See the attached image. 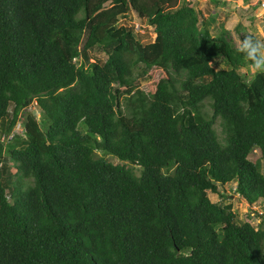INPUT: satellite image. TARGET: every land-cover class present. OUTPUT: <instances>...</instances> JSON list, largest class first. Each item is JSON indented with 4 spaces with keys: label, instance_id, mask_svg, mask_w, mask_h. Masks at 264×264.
Returning a JSON list of instances; mask_svg holds the SVG:
<instances>
[{
    "label": "trees",
    "instance_id": "1",
    "mask_svg": "<svg viewBox=\"0 0 264 264\" xmlns=\"http://www.w3.org/2000/svg\"><path fill=\"white\" fill-rule=\"evenodd\" d=\"M224 34L179 0H0V137L41 112L0 141V264H264L221 191L264 208V75Z\"/></svg>",
    "mask_w": 264,
    "mask_h": 264
},
{
    "label": "rangeland",
    "instance_id": "2",
    "mask_svg": "<svg viewBox=\"0 0 264 264\" xmlns=\"http://www.w3.org/2000/svg\"><path fill=\"white\" fill-rule=\"evenodd\" d=\"M180 4L191 3L199 14V19L202 23L207 24L212 35L216 36L221 33L228 39V41L237 47L241 35H253L264 38V7L260 6L259 0H179ZM124 20L120 19L117 26H123ZM130 24L134 25L135 38L142 43H148L152 40L154 31L150 28L145 20L139 19L132 14ZM202 25V24H200ZM90 61L105 60L106 53L98 48L90 50ZM212 65L215 69H229L230 66L226 64L222 58L213 60ZM240 72H246L247 77H251L255 72L250 65L239 69ZM124 100V99H123ZM204 105L202 111L211 114V108L208 100L203 101ZM26 112H31L36 118H40L41 112L36 106L30 109L23 110L20 115V120L23 122ZM215 130L220 138H222V128L219 118L214 123ZM78 130L85 133V126L80 124ZM100 156H103L109 161L115 159L103 153L96 151ZM116 162V160L114 161ZM133 172L138 175L140 168L136 165L129 164ZM262 172L264 173V161H261ZM25 184H32V179H24ZM221 191L228 195L223 201V204L231 203L232 211L235 213V219L238 223L250 222L255 227H262L264 229V208L257 205L250 206L247 201L234 192L230 186L221 187ZM208 197L211 201H220V196L216 193L208 192ZM264 204V202L262 203Z\"/></svg>",
    "mask_w": 264,
    "mask_h": 264
},
{
    "label": "clouds",
    "instance_id": "3",
    "mask_svg": "<svg viewBox=\"0 0 264 264\" xmlns=\"http://www.w3.org/2000/svg\"><path fill=\"white\" fill-rule=\"evenodd\" d=\"M237 51L243 54L245 58L251 62L250 67L254 72L258 75H264V38L246 35L238 42ZM17 123H20L24 128L20 119Z\"/></svg>",
    "mask_w": 264,
    "mask_h": 264
},
{
    "label": "built area",
    "instance_id": "4",
    "mask_svg": "<svg viewBox=\"0 0 264 264\" xmlns=\"http://www.w3.org/2000/svg\"><path fill=\"white\" fill-rule=\"evenodd\" d=\"M259 1H260V6L264 7V0H259ZM75 59L76 58H74V60ZM30 108H32V106ZM15 135H21V136L24 135V128L21 126L20 123H17L15 127L9 132L2 134L0 137V141L3 143L9 142Z\"/></svg>",
    "mask_w": 264,
    "mask_h": 264
}]
</instances>
